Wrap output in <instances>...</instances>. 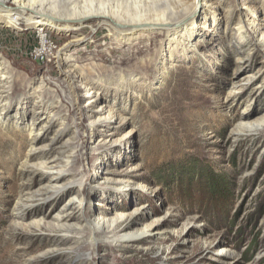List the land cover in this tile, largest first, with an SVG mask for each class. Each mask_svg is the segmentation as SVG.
Here are the masks:
<instances>
[{
  "label": "rangeland",
  "instance_id": "obj_1",
  "mask_svg": "<svg viewBox=\"0 0 264 264\" xmlns=\"http://www.w3.org/2000/svg\"><path fill=\"white\" fill-rule=\"evenodd\" d=\"M32 1L67 16L89 0ZM196 5L118 44L107 18L0 21V264H264V0ZM78 76L119 120L83 111Z\"/></svg>",
  "mask_w": 264,
  "mask_h": 264
},
{
  "label": "bare ground",
  "instance_id": "obj_2",
  "mask_svg": "<svg viewBox=\"0 0 264 264\" xmlns=\"http://www.w3.org/2000/svg\"><path fill=\"white\" fill-rule=\"evenodd\" d=\"M111 1L112 0H89L83 5V9H85L83 11H76V6L75 4H73L71 6L73 12L70 15L56 16V14L52 15L51 13L44 12V6H36L34 5L32 0H30L27 4H24V2L21 0H0V4L3 3L4 6L7 5V3H11L14 6L10 9L6 6V8L4 6L2 7L3 9L0 8V21L4 24L14 26L18 20L19 14L17 8L25 6L33 11L35 15L34 23L40 29L45 28L49 22L55 20L56 18L73 20L77 25L91 24L93 22L99 23L101 19L107 18L116 22L120 27L119 31L111 32L112 39H115L116 44H118L121 41H127L130 37L136 35L137 33L139 34L140 32H146V30H144L143 28H146L148 26L155 27L161 26L163 24L169 25L173 23V26L181 25L182 23L185 24L187 21L186 19H188L193 14V10L196 9V2H198L199 0H148V3L144 2L143 0H133L128 9L119 8L118 1H115V3H110ZM153 3H157L158 8L156 7V4ZM149 4H153L156 15H149V17H147L148 14H146L145 11L150 7ZM172 17H175L176 21H173L171 19ZM73 38H75L73 42L82 41V37L80 36H75ZM6 71L7 70H5L4 68L0 69V97L5 94V86L7 84L5 80L10 78V72ZM77 80V83L87 87L85 92L87 97L85 101V108L83 109V111L87 113L89 117L97 115L96 119L101 124L113 119L119 120V116L115 114L112 108L107 105L96 104L93 99L94 88L90 85V82H88L86 78H84L83 76H78ZM47 104L53 106V99H50ZM45 124L46 123L44 122V120H41V118L39 117L34 119L32 122L33 127H39L38 133L45 127ZM36 135L37 130L35 136ZM72 159L73 156L72 154H70V152L61 151L59 156H54L50 159L49 164L42 165L43 168L49 166L48 170L50 171V169H54L57 164L62 163L63 160H65V163L62 164L66 165L68 162H71ZM59 174L60 171L44 179L46 181V185H44L43 188H41V190H39L36 194V197H39V200H45L46 198H49L51 196L52 191L57 187V184L60 181ZM77 194H79V191H77ZM68 210L66 209L64 211L68 212ZM65 216L66 215L62 216V218H64ZM130 238H133V236L126 237V239Z\"/></svg>",
  "mask_w": 264,
  "mask_h": 264
},
{
  "label": "trees",
  "instance_id": "obj_3",
  "mask_svg": "<svg viewBox=\"0 0 264 264\" xmlns=\"http://www.w3.org/2000/svg\"><path fill=\"white\" fill-rule=\"evenodd\" d=\"M210 183L211 184L209 185H210V190L212 191V193L218 196L221 195V194L216 193L219 188L217 182L215 180H211Z\"/></svg>",
  "mask_w": 264,
  "mask_h": 264
},
{
  "label": "built area",
  "instance_id": "obj_4",
  "mask_svg": "<svg viewBox=\"0 0 264 264\" xmlns=\"http://www.w3.org/2000/svg\"><path fill=\"white\" fill-rule=\"evenodd\" d=\"M38 37H39V35H38ZM40 41H41V39H40ZM47 47H49V49H46V48L42 49V44H41L40 50H37L36 53L41 54L42 51H44L43 53H50L51 52L50 40L48 41Z\"/></svg>",
  "mask_w": 264,
  "mask_h": 264
}]
</instances>
